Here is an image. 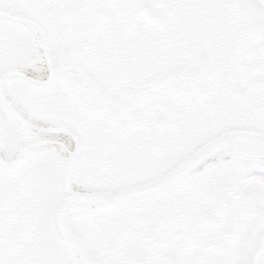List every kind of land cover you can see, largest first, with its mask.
<instances>
[{"label": "flooded vegetation", "instance_id": "af4514ba", "mask_svg": "<svg viewBox=\"0 0 264 264\" xmlns=\"http://www.w3.org/2000/svg\"><path fill=\"white\" fill-rule=\"evenodd\" d=\"M237 10L238 8H230V20L218 16L220 19L213 21L212 25L208 26L203 33L205 41L203 45L210 44L209 49L216 55L243 45L242 49L253 50L254 55L260 56L264 50V29L259 32L254 31V29L249 30L250 27H248L245 32L240 31L243 27L242 23H244L242 18L246 17L248 13L242 8H240V13ZM0 12L10 16L14 14L12 9H0ZM200 12V7H193L191 10H185L182 7H85L74 9L67 16L48 15L47 20L33 22L37 23L45 31V34V29L48 27L54 28V31H57L53 35H56L69 22L68 18L75 19V22L71 21V23L77 26L76 29L67 31L65 39L60 42L61 58L56 65L57 69L74 66L79 70L78 74L80 75V72H84L83 68L86 66L85 70L89 68L88 64H90V61L93 63V53L91 51L103 48L109 57L115 51L133 52L136 56L133 67L141 72L145 66L152 65L148 56L153 49L154 44L152 41L154 38L158 37L159 40L171 43L182 39V36L187 32L189 23L196 26V28L202 24L203 28L204 24L201 23V17H199ZM103 27L107 28V32L102 37L98 33ZM207 41H210V43H207ZM183 52L184 50L181 51V47L175 48L167 56V59L173 60L174 55ZM69 58L74 59L73 61L71 60V64H63ZM114 63L116 64L109 62L106 65L123 67V62ZM92 68L94 70L97 69L96 64ZM9 71L18 70L10 68L7 72ZM33 71L34 69L29 66L23 72L30 73ZM78 74L62 73L63 86L60 91L78 89V86L81 85ZM15 80L17 79L9 80L5 85L6 100L24 119L30 123L40 125L43 121L39 116L36 104L40 101L43 104L59 101L60 91L52 93H23L11 83ZM116 81L120 83L122 79L112 77V83L114 84ZM130 94H128L125 104L122 105L124 109H131L135 105V101L138 103L146 100V96H140L135 100L136 95L132 96ZM162 107L164 108L163 103L159 105V108ZM196 108V111H200L202 109L201 103ZM75 110L77 114L66 118L65 124L67 125L68 123V126L64 128L73 134L77 142L78 167L73 181V188L77 191H119L138 187L156 179L149 178L147 173L149 165L161 153L167 151L173 144L181 140L175 139L173 136L175 134L179 135L181 130L189 129L191 123L188 120L184 126L179 124V120H176V122L171 121L170 125H165L167 123L161 120L155 122L156 124H153L150 129L144 120L126 117L121 121L117 130L111 125L104 124L99 132L104 141H101V144L96 146L91 143L87 154H84L82 146H84L83 139L86 135L83 130L88 127L89 123L84 120L85 108L76 106ZM127 110L122 111L132 114ZM109 112L107 110L106 114L100 113L102 118L99 121L95 120L92 125H99L108 117L107 114ZM211 117L214 119V125L224 121H231L234 125L232 129H245L248 123L257 121L251 118L245 120L244 115L237 112L233 106L224 105L216 109L214 114H211ZM134 121L135 123H133ZM202 125V123L198 125L197 132L202 130ZM27 131L29 134H38L45 137H59L38 133L30 129H27ZM67 138L72 141V146L74 147L73 139ZM40 142L37 140L16 144L8 139L6 143L1 138L0 156L6 163H12L23 148ZM55 146L67 155V146ZM39 150H27L14 168H6L0 165V228H3L2 233H0V249L30 245L37 242L38 237L41 235L40 223L34 211L24 207L25 203H30L34 207L39 193L37 190L39 184L38 182L33 184H21L18 182V177L28 172V169L36 167V157ZM247 157L240 156L235 159L242 165L239 175L233 178L225 192L216 199L214 209L209 213H201L195 223H185L183 215L189 208L193 210L198 208L199 199L206 192L203 176L207 169L198 170L182 186L149 198L121 204L114 208L93 211L83 221L79 219L77 224L85 223L87 218H93L100 223L101 227L98 229L100 241L97 242V246L98 244L104 245V243L109 242L117 243L119 250L111 258L116 264H125L120 258V251L122 250V241L127 236V232L131 231H135L139 235L142 241V250L147 251L149 254L150 264H158L160 262L155 247V244L158 243H164L166 247L168 246L167 244L175 247L187 263L210 264L211 245L220 239L224 210L227 205L231 204L242 211L241 218L234 220L232 224L230 237L232 244L227 253L228 259H234L235 238L240 230L241 219L246 218L244 216L246 206L239 192L240 186L245 183L246 179L261 183L259 172L264 171L263 162L254 157ZM228 162L230 160L221 159L215 161L217 165ZM81 170L84 173H81ZM18 192H23L29 198L16 199L15 195ZM109 211L112 212V216H108L107 224H105L102 221L104 218L100 216ZM163 217L164 225L159 229L139 228L142 221L153 225L158 223L160 218ZM25 225H28L29 229L25 230ZM69 227L71 230L76 229V226L70 225ZM23 233H27V236L22 237L21 234ZM92 239L93 237L89 241L96 243ZM0 264L17 263L8 256L5 257L4 252L0 250Z\"/></svg>", "mask_w": 264, "mask_h": 264}, {"label": "snow or ice", "instance_id": "6c2138e0", "mask_svg": "<svg viewBox=\"0 0 264 264\" xmlns=\"http://www.w3.org/2000/svg\"><path fill=\"white\" fill-rule=\"evenodd\" d=\"M85 7H230L242 8L249 15L251 25L264 29V3L261 0H0V9H12L14 14L0 12V138L9 139L16 144L41 141V148L36 157V179L39 193L33 211L46 235L48 248L47 264H92L88 252L72 242L57 227L58 216L66 200L72 199L73 160L60 151L54 143L61 142L67 150H73L72 141L67 137H45L29 134L25 124L6 104L3 78L10 68L23 72L31 66L34 71L25 73L26 80L12 81L23 93L59 92L63 86L61 74L56 64L60 60V42L62 32L56 33L55 39L46 41L40 27L33 21L47 20L48 15L67 16L74 9ZM54 28L49 29L51 36ZM47 48V58L45 56ZM35 78V82L33 79ZM251 110L257 116H264V100L255 101ZM259 121L250 124L259 125ZM231 121L218 125H208L202 130L173 144L161 153L148 167L149 178H159L180 167L194 153L204 147L213 138L231 131ZM232 151H264V145L255 144L248 139H237L230 146ZM216 153L206 158L200 168L207 169L203 176L206 192L200 197L198 208H189L183 215L185 223H195L201 213H209L215 207V201L228 188L234 177L239 175L242 165L237 160L225 164L215 163ZM212 165L211 167H209ZM261 183L246 179L239 192L246 206L241 219V227L235 238V258L228 259L227 253L232 244L230 239L234 220L240 219L242 211L231 204L224 210L223 226L220 239L211 245L210 264H264V173ZM69 220L71 215L69 214ZM172 264H187L180 259L170 246ZM106 264H116L108 260ZM136 264H150L147 251H141Z\"/></svg>", "mask_w": 264, "mask_h": 264}, {"label": "rangeland", "instance_id": "374dc122", "mask_svg": "<svg viewBox=\"0 0 264 264\" xmlns=\"http://www.w3.org/2000/svg\"><path fill=\"white\" fill-rule=\"evenodd\" d=\"M185 10H191L193 7H182ZM210 9V13L207 17V20L205 24H207V28L209 25H212L213 21H217L220 18H228V20L231 19V16L229 15L230 8L229 7H208ZM229 8V9H226ZM213 10V13L211 12ZM226 12V13H225ZM238 13H240V8L237 10ZM204 15L201 14L200 17H203ZM220 17L217 18L216 17ZM237 16V15H235ZM249 15L246 19L248 20ZM201 23H203L204 18H201ZM249 27L252 29H255L249 21ZM204 31L205 28H202V24L196 28V26L189 25L187 27V32L185 35L182 36V39L175 42H164L163 40H159L158 37L154 38L153 42V49L151 51V54L148 56L149 60L152 62V65L155 69H161L158 76L161 73H165L166 71H169L172 74V78L174 80H183L179 83H174V86L172 88V94L169 93H163L159 90V88H156L157 86L151 87V88H145L137 92V95L135 97V100L138 99L140 96L146 95V94H153L154 90H158L155 94H153L152 99L147 101L144 104V110L145 114L142 115L140 112L128 114L124 111L118 110V109H110L109 108V114H107L108 117H106L99 125H92L95 123V120H100L101 114L89 107L85 101L82 99V93L85 92L83 90H73V89H66L63 91H60L59 93V101H52L49 104L44 105L41 101L37 103V109L39 112V116L42 118L43 122H51V123H57L60 126L64 128V126H68L66 123V118H69L71 115H76V106H81L85 108V116L84 120L85 122L89 123L88 127H86L83 132L86 135V137L83 139V145L82 151L84 154H87L88 147L92 143L94 146L100 145L101 141H104L102 136L99 135L100 129L103 128V125H111L115 130L118 129L119 125L121 124V121L128 117L130 119H138V120H144L145 123L152 128L153 124H156L155 122L158 121H164L166 123H169L171 121L176 122V120H179V124L182 125L186 121L190 120L191 118H196V110L199 103L203 105V102L205 103L206 99L208 98L209 101L205 103V105L208 106V112L202 115L201 119L198 121L196 120L193 123V127H190L189 129L181 130L180 134L175 137L176 139L181 138L182 140L190 136L191 134L196 133L195 131L201 122H204L201 129H203L205 126L208 125H214V119L211 117V114L213 113L211 109L218 108L220 106V101L217 100L223 97L231 96V98L227 101H224V106H233L236 111H239L242 115H245L247 112L251 114V119L259 121V125L250 124V130L257 132V133H263L264 134V116H257L256 113H254L251 110L252 104L257 101L260 97L259 95L264 96V72L263 77L258 79V76H260L259 73H257V69L264 70V64L262 65V60L264 62V54L261 57L262 60H260L255 66L254 60L255 57L247 56L246 50L240 49V46L236 47V50L230 49L228 55L226 54H220L216 58L215 55L211 52L210 44L203 45L204 41ZM240 31H246L245 26L242 27ZM107 28L103 27L99 30L98 35L102 36L106 35ZM46 38L47 41L52 39L54 40L50 34L46 31ZM112 36V35H110ZM131 38V37H130ZM207 43H210V41H207ZM181 47V51L184 50L183 53L174 55L175 57L173 60L170 58L167 59V56L174 51L175 48ZM184 48V49H183ZM164 53V55H163ZM173 57V56H172ZM230 60L222 61L220 60ZM136 56L133 54V52H116L114 55L113 60L115 62H123V67H116L115 65L112 66H106L105 63H102L101 60L97 59L96 61L99 63H96L95 71V77L99 78V76H108V77H118V79H122V81L115 82V84L112 86L111 84H105L104 89L107 87H111L110 91L112 93V104H117L119 106H122L127 101V96L130 92L134 91L137 88L143 87L147 84H150L153 81H147L144 83H138L136 81L137 74L139 72L133 67V64L135 62ZM217 60V62H215ZM223 62V64H222ZM58 63V62H57ZM116 64V63H113ZM127 64V65H126ZM176 64V65H175ZM57 65V64H56ZM126 65V66H124ZM129 65V66H128ZM132 66V67H131ZM198 67V68H197ZM197 69V70H196ZM255 69V70H254ZM106 70V71H105ZM238 71V73H236ZM155 72V71H154ZM153 72V73H154ZM152 71H149L148 74H152ZM155 74V73H154ZM235 75L237 80V85L235 86L234 90H231L230 93L225 94L226 89H223V85L226 83H232V78ZM93 77V75L91 74ZM151 76V75H150ZM157 76V77H158ZM156 77V78H157ZM155 81V79H154ZM195 81H198V83H194ZM165 82L164 80V85ZM168 85V84H166ZM115 88V89H113ZM117 90V91H116ZM116 92V94H115ZM121 92V94H120ZM222 94L223 97H220L219 95ZM173 97V103L171 105L164 104L166 101H169ZM260 100V99H259ZM116 101V103H113ZM203 101V102H202ZM163 103L164 108H159V105ZM135 105H140L135 101ZM138 108V107H137ZM139 110V109H138ZM147 111H153V113H149ZM147 112V113H146ZM211 118V119H206ZM136 119V120H137ZM248 119V117L245 116V120ZM135 120V121H136ZM135 121L133 123H135ZM218 125V124H217ZM200 131V130H199ZM3 141L7 143L8 139L2 138ZM180 141V140H179ZM178 142V141H177ZM235 154L238 155H244L248 156L247 158H253L254 153L251 151H235ZM81 173H84L83 170H81ZM87 174V173H86ZM86 176V175H85ZM160 178V177H159ZM18 182L21 184H33L37 182L36 179V167H33L31 169H28V172H25L21 175V177H18ZM26 198V195H24L23 192H18L15 195V198L17 199H23ZM25 209L29 208L30 210H33V205L30 203H25L24 205ZM27 207V208H26ZM81 211V209H72L68 212V214L65 217L66 222L69 225L76 226L79 225L77 222L79 219L82 221L89 215H91V212ZM69 214L71 215V220H69ZM108 216H112V212L109 211L106 214H102V218H104L102 221H104L105 224H107ZM101 218V219H102ZM88 220V218H87ZM96 225V227H95ZM80 227L76 226V230L74 232L82 233V235L86 239H90L91 235L95 234V232L98 233L99 227H101L100 223L97 222V220H91L90 223L83 225H79ZM241 227V226H240ZM26 228V226H25ZM30 231V230H29ZM22 237H26L27 233L21 234ZM29 235V234H28ZM98 233V237H99ZM80 236V235H79ZM81 237V236H80ZM82 238V237H81ZM97 241H100L98 238ZM90 248L93 250V252L96 254L98 259L102 264H106V262L114 257L117 250H119L117 243L115 242H109L98 244V246H94L89 240H86ZM164 246V243L157 244V247ZM168 246H164V249L162 248V253H160V264H172V255L170 250V244H167ZM103 246V247H101ZM172 247V246H171ZM190 247V245H189ZM103 248V250L107 249L102 255V252L100 250ZM174 252L175 254L182 260L181 253L175 248ZM100 249V250H99ZM2 252H4L5 257L8 256L10 259H12L15 263L19 264H47L49 256H48V248H47V241L45 240L39 247H37L34 250L28 251V252H18V251H12L8 249H0ZM185 250V249H184ZM161 251V249L159 250ZM187 264H194V263H187Z\"/></svg>", "mask_w": 264, "mask_h": 264}, {"label": "water", "instance_id": "95a60500", "mask_svg": "<svg viewBox=\"0 0 264 264\" xmlns=\"http://www.w3.org/2000/svg\"><path fill=\"white\" fill-rule=\"evenodd\" d=\"M264 3V0H261ZM45 56L47 58V49L45 48ZM13 77H22L27 79V76L21 74L19 72H12L8 73L4 76V80ZM35 82V81H33ZM87 84L93 96L103 101L108 106L115 107L112 104L105 102L95 91L94 88L91 86L89 81L87 80ZM8 106V105H7ZM9 107V106H8ZM10 108V107H9ZM11 109V108H10ZM14 112V111H13ZM20 121L25 124L26 126L33 128L37 131L50 133V134H61V135H70L69 132L61 130V129H51V128H44L29 124L25 120H23L16 112H14ZM248 139L253 141L255 144L264 145V136L252 133V132H243V131H232L224 133L223 135L218 136L217 138L211 140L207 144L204 145L198 152L194 153L187 161H185L180 167L175 169L174 171L168 173L167 175L163 176L162 178L146 184L141 187L133 188L130 190H125L121 192H113V193H87V192H74L73 198L66 200L64 205L62 206V210L58 216L57 227L59 230L65 233V235L75 244L82 247L88 252L89 258L92 260V264H100L94 254L84 245L77 237H75L66 227L64 222L65 213L73 207H109L115 206L124 202H128L131 200L146 198L148 196L163 192L175 186H178L184 183L190 175L197 170L201 163L208 157L216 154L221 153L230 149V146L233 141L237 139ZM41 146L40 145H36ZM262 159L264 160V151H256ZM23 153V152H22ZM22 155V154H21ZM20 155V157H21ZM69 157L73 160V167H72V177L74 171L77 166V150L76 147L73 152H69ZM18 161V160H17ZM0 162L2 163L1 159ZM14 166V165H11ZM164 221L162 222V224ZM161 224V225H162ZM161 225H159L161 227ZM158 226V227H159ZM141 251V242L137 234L131 233L128 240L125 243V250L123 253L124 258L126 259L127 264H134V262L138 259Z\"/></svg>", "mask_w": 264, "mask_h": 264}, {"label": "trees", "instance_id": "16d2710c", "mask_svg": "<svg viewBox=\"0 0 264 264\" xmlns=\"http://www.w3.org/2000/svg\"><path fill=\"white\" fill-rule=\"evenodd\" d=\"M37 190H38V192H39V188H38ZM42 238H44V236H43V237L41 236V238H40V239L42 240ZM18 248H19V247H18ZM26 248H27V247H26ZM25 250H27V249H25Z\"/></svg>", "mask_w": 264, "mask_h": 264}]
</instances>
